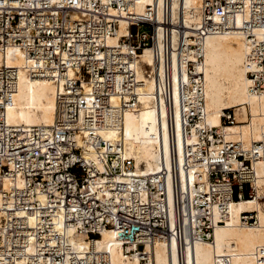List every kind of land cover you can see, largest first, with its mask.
Instances as JSON below:
<instances>
[{
	"label": "built area",
	"instance_id": "built-area-1",
	"mask_svg": "<svg viewBox=\"0 0 264 264\" xmlns=\"http://www.w3.org/2000/svg\"><path fill=\"white\" fill-rule=\"evenodd\" d=\"M149 1L144 3L141 0H0V47H4L3 49L10 46L20 47L24 57L37 60V65L32 67L33 75L55 78L54 81L62 86L57 99L56 118L52 125L12 126L3 117L0 118V153L16 148L15 144L8 146V142L22 141L21 146L24 147L28 162L27 167L22 168L24 171L17 170L8 184L0 177V208L9 202L7 200L9 197H14L17 200L15 207L20 205L28 211L27 215L10 214L8 217L1 215L0 264H111L109 257L98 250L88 252L84 256L78 255V251L71 243L75 234L65 230L67 226L73 224H77L80 231L88 233V239L92 240L102 236V228L119 229L120 237L124 238V250L127 254L138 255L140 264H155L154 254L146 249L148 243L154 246L156 239L175 238L183 264V246L186 250V245L190 242L214 240L215 225L225 224V219L230 216L229 200L233 198L240 200L243 196L255 198L257 193L253 183L257 176L255 165L260 160L264 163V154L258 152L261 146L255 145L250 150L241 140L226 139L222 132H218V127L208 124L205 110H200L202 117L199 113H191L188 117L189 124H194L200 118L205 119L209 128L204 132L206 137H200L204 142L187 143V137L192 140L194 133L192 131L182 133L185 146L188 148V153L187 151L184 153L183 164L189 172L186 177V189L182 186V163L179 153L178 151L175 153L174 150L172 201L169 197L167 176H164L162 181L157 177L150 178L146 184L141 180H134V183L140 185L138 189H141V185H146L151 191L160 188L165 207L153 202L151 195L144 203L139 190L131 189L125 180L116 179L117 176L126 178L137 168L133 157L122 158L123 154H126L122 135L126 112L131 108L137 111L145 102L156 109L160 108L162 92L159 84L164 80H167L164 91L168 89L166 99L170 103L169 106L172 105L175 110L173 96L175 74L177 89L181 94L180 101L189 100L195 90L196 81L186 82L180 64L177 67L173 65L175 61L171 51L174 49L176 36L171 30L169 37L159 35L160 22L157 17L161 0ZM246 1L200 0L197 4L188 6L186 0H170V4L163 11V15H166V28L176 25L178 29H184L185 18L195 17L201 18L202 22L208 20L211 29L213 27V30L221 31L222 28L234 25H229V14L238 10L244 12L242 20L246 25L250 22H264V11L257 9L264 6V0H251L249 5ZM141 6L143 8L139 10ZM153 7L156 8L154 12ZM113 9H123L126 14L113 12ZM217 13L222 18L219 22L213 18ZM75 14H81L83 17L76 18ZM231 19L235 27L238 26V19L236 20V17ZM122 20L126 23L128 33L110 43L109 38L117 36ZM175 20L181 23L174 24ZM178 41L183 50V54L176 56V62L180 63L190 51L184 43V35L182 38L179 37ZM161 43L171 53L170 67L164 70L160 61L158 65L156 53L155 56L152 55L155 64L153 62L150 64L142 57L147 48H152L160 54ZM261 44L264 45V39ZM261 44L259 46H262ZM65 51L78 56V60L72 65L73 71L62 67ZM249 60L255 62L252 53H249ZM59 62L61 73L57 74ZM257 64L263 68L264 74V58ZM122 66H126L127 69ZM192 70L194 65L190 60L189 72ZM121 72L128 73L130 85L126 84L127 80L122 79ZM19 73L20 69L17 66L0 67L2 102L13 100ZM151 73H154L155 81L154 90L150 93L148 88L151 82L148 79ZM248 75L255 79L257 74L250 70ZM204 78L205 72L201 70V84L204 83ZM83 82L94 89V93L98 95V103L88 101L86 98L88 92ZM124 87L126 91H121L120 88ZM62 90H65V93ZM185 93L189 96H185ZM123 94L128 97L131 95L130 105ZM200 104L203 105L199 107L205 108V98L200 99ZM4 109L1 104L0 110ZM222 120L224 125H233L234 111L226 109ZM89 127L97 130L96 133H90L91 137L83 132ZM109 131H115L117 137L106 141L104 135ZM36 142H43L49 150L54 147L55 155L60 156L59 162L55 159L52 162L49 153L42 152L38 147L33 151V155L28 156V145ZM58 143H63L65 148L70 146V149H65L61 154L56 147ZM92 147H95L98 153L104 152L106 158L104 169L99 168L101 159ZM37 152L39 153L36 156ZM50 153H53L52 150ZM86 154L89 155L91 162L85 159ZM38 161H44V164L34 167ZM190 165L198 167L191 178ZM50 166L58 167L53 170L51 178L45 176L46 169ZM164 168L165 165L162 170ZM13 169L14 165L10 161L0 163V175L9 174ZM164 172L165 170L163 174ZM25 178L33 179L29 185L31 187L40 184L46 188L52 187L49 191L31 194L25 187ZM152 180L159 181V185H154ZM193 181L194 183L197 181L196 184H192ZM199 184L205 187L208 184L213 196L207 193L197 194L196 197L201 198L202 203L193 204L190 191L193 185ZM57 202L61 206H51ZM44 203L49 204L48 212L35 215L31 205L39 207ZM192 207L204 211L193 214ZM13 209L8 208L9 211ZM172 209L173 228L170 214ZM156 211L163 213L156 215ZM195 215L202 216L203 222ZM241 221L248 225L256 224L257 211L242 212ZM7 223L12 225L8 230ZM35 228L38 229V237L32 240L30 232ZM39 242H44L45 248L41 256L38 253ZM260 250L264 251V247ZM262 261L264 257L259 258L256 264Z\"/></svg>",
	"mask_w": 264,
	"mask_h": 264
},
{
	"label": "bare ground",
	"instance_id": "bare-ground-1",
	"mask_svg": "<svg viewBox=\"0 0 264 264\" xmlns=\"http://www.w3.org/2000/svg\"><path fill=\"white\" fill-rule=\"evenodd\" d=\"M142 2H150L149 0H141ZM187 5L191 6L197 4L200 0H186ZM170 4V0H161V7L158 10V21L160 25L158 32L160 37H169L170 30L173 35L176 36L174 42V49L171 51L174 58L173 65L177 67L179 64L184 70V80L189 83H195V90L192 93L189 100L180 101L181 94H179L176 81L177 75L175 74L174 84V99L175 110L173 106H169L166 95L168 89L164 91V85L167 84V80L160 83L161 94V106L156 109L155 106L149 105L145 102L142 107L137 111L130 110L126 112L124 117V124L122 135L125 142L126 154L124 153L122 158L129 156L136 160V169L134 173H130L123 178L117 176L116 179H122L129 183L131 189L139 190L144 199V203L149 200V195L152 196L153 202L159 203L162 207L164 205V199L161 196V189L157 188L155 191H151L146 185H141V189H138L140 185L134 183V180H141L146 184L150 178L157 177L159 181L167 176V184L169 188V197L172 201L173 198V162L172 152L178 151L179 159L182 163V186L186 189V177L188 175L187 169L184 164V153L187 151L185 144L196 141L197 143H203L201 136L206 137L204 133L209 126L206 125L205 119L196 120L194 124H189V115L191 113H200V110L207 112L206 121L210 126L218 127V132H222L226 139L241 140L246 148L252 150L255 145L261 146L258 152L264 154V74L262 67L257 64L258 61L264 58V45L261 41L264 39V22H250L246 25L243 23V11L234 12L229 14L230 22L229 28H222L221 31L211 29L209 21L202 22L201 18L187 17L184 20L186 28L178 29L176 25L166 28V15H163L164 9ZM246 4H251V0H247ZM143 6L140 7L141 10ZM228 8V7H227ZM231 8V7H229ZM264 11V6L257 8ZM113 12H122L126 14L123 9H113ZM156 11L153 7L152 12ZM149 9H147V14ZM145 14V13H144ZM76 18L83 17L81 14H75ZM232 17L238 19L237 25L232 22ZM215 21L222 20L217 13L213 16ZM174 24L181 23L179 20L173 21ZM126 23L121 21V28L117 32V36H111L109 38L110 43H114L120 36L127 34ZM184 35V43L188 46L190 53L185 55V58L180 62H176V56L183 54V50L180 47L178 38ZM262 46H259V45ZM4 48V47H3ZM0 47V67L4 65L17 66L20 69L16 92H14L13 100L11 102H2L0 98V105L2 104L5 109L0 110V118H4L5 121L12 126H25L32 127L38 125H52L57 113L59 90L62 86L54 81L55 78L40 77L32 74V67L37 65V60L28 57H24L20 47L10 46L6 49ZM160 54L158 51L147 48L142 55L143 59L150 64H155L154 57L157 54L158 65L161 62V67H170L171 53L164 48L163 44H160ZM249 53H252L255 57V62L249 60ZM104 53H100L103 55ZM202 57L200 58V56ZM168 57V59H167ZM78 60V56H75L72 52L65 51L64 64L66 70L73 71V63ZM193 61L194 70L189 72V61ZM56 65L57 62H54ZM60 62L58 63V65ZM134 64V63H133ZM28 66V67H27ZM127 69L126 66H122ZM133 67V66H132ZM204 70L205 78L204 83L200 82V71ZM255 72L256 78L251 79L248 75L249 71ZM36 71V70H35ZM138 72L139 65H138ZM56 73H61V66L56 69ZM123 80H127V85L131 82L128 79L127 72H121ZM148 79L151 82L148 90L150 93L154 90V73L150 74ZM58 78V77H56ZM105 80V79H104ZM88 94L86 98L89 102L98 103V95L94 93L92 87H88L83 82ZM121 91H126V88H120ZM130 91V90H129ZM65 93V90H62ZM200 94L201 97H200ZM188 94L185 93V96ZM122 96V95H120ZM127 103L130 105L131 95H125ZM189 96V95H188ZM205 98V108L199 107L200 99ZM148 101V99H145ZM172 102V95H171ZM75 104V102H74ZM91 105V104H90ZM203 105V104H202ZM201 105V106H202ZM90 108V107H88ZM226 109H232L235 113V123L233 125H224L222 115ZM192 131L194 136L192 140L187 137L186 142L182 137V133ZM83 132L86 136L91 137L90 133H96L95 128L89 127L84 129ZM176 132V133H175ZM196 134V137H195ZM177 135V136H176ZM175 136L177 139H175ZM117 137L115 131H109L105 133L104 139L113 140ZM172 143L174 144L172 146ZM8 146L15 144L16 148L13 150H6V153H0V163H6L10 161L14 165V169L6 175H0V177L6 180L8 184L13 178L14 173L17 170L23 172L27 167L26 153H24L22 141L12 140L7 143ZM38 147L42 152L49 153V159L54 162H59L60 156L55 155V148L51 150L44 145L43 142H36L28 145V156L33 155V151ZM57 149L62 154L63 151L70 149V146L65 148L63 143L56 144ZM101 159L99 168L104 169V152L95 150ZM39 152L35 153L37 156ZM55 159V160H54ZM85 159L91 162L89 155L86 154ZM106 159V158H105ZM118 161H115L117 163ZM19 163V164H18ZM44 164V161H38L34 164V167H39ZM165 172L163 174V166ZM190 178L194 172L198 169L195 165H190ZM257 176L253 181L257 190L255 198L242 197L240 200L228 201V207L230 209L229 218L225 219V224H216L214 229L213 241H194L190 244L183 246V264H256L259 258L264 257V251H261L264 247V211L262 210V204L264 208V163L262 160L257 161L256 165ZM23 168V169H22ZM58 167H47L45 176L51 178L52 172ZM38 168L36 169V171ZM187 172V173H186ZM25 187L31 194L43 193L49 191L52 186L47 188L44 185H36L34 187L29 186L32 183V178H25ZM153 181V180H152ZM159 181H153L154 185H159ZM197 181L192 182L196 184ZM114 185V182L112 183ZM194 186V185H193ZM192 186L190 196L192 203H202V199L196 197L197 194L207 193L209 196H213L210 191V187L203 186L202 184ZM205 187V188H203ZM217 189L218 186H215ZM55 189V188H53ZM27 199H31L27 197ZM3 207L0 208L1 215L7 217L11 214L27 215L28 211L23 209L20 205H17V200L14 197H9ZM20 201V199L18 200ZM35 215H42L48 212L49 204L44 203L36 207L35 204L31 205ZM44 206L45 208H43ZM51 206H61L59 202L52 203ZM8 208H14L9 211ZM65 208V207H63ZM203 212L198 207H192V213ZM244 211H257V223L253 225L244 224L241 221V213ZM156 215H160L163 212L156 211ZM171 227H174V210H170ZM200 222H203L202 216H196ZM41 219V217H39ZM188 220V217L185 218ZM1 224V218H0ZM34 224V223H32ZM80 224V223H79ZM10 223L6 224V229L11 228ZM66 231L71 234L74 233L71 243L73 248L78 251V255L84 256L88 252L101 251L104 252L110 259L111 264H140V258L136 254H127L124 250L123 242L124 238L120 237V231L117 228L108 229L102 228V236L95 240L88 239L89 234L85 231H80L77 224L67 226ZM38 229L35 228L30 232V238L36 239ZM39 255L45 251L43 247L44 242H39ZM179 245L175 238H159L156 239L154 246L147 244V251L152 252L155 259V264H182ZM260 250V251H259ZM41 256V255H40ZM229 260V262H228ZM258 264H264V261Z\"/></svg>",
	"mask_w": 264,
	"mask_h": 264
},
{
	"label": "rangeland",
	"instance_id": "rangeland-1",
	"mask_svg": "<svg viewBox=\"0 0 264 264\" xmlns=\"http://www.w3.org/2000/svg\"><path fill=\"white\" fill-rule=\"evenodd\" d=\"M264 201V200H263ZM262 210L264 211L263 204H262Z\"/></svg>",
	"mask_w": 264,
	"mask_h": 264
}]
</instances>
